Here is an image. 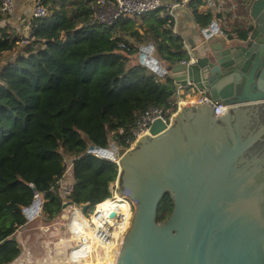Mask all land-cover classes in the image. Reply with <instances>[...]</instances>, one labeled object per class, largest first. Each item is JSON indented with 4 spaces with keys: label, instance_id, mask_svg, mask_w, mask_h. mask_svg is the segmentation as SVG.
I'll return each instance as SVG.
<instances>
[{
    "label": "trees",
    "instance_id": "trees-1",
    "mask_svg": "<svg viewBox=\"0 0 264 264\" xmlns=\"http://www.w3.org/2000/svg\"><path fill=\"white\" fill-rule=\"evenodd\" d=\"M236 1L242 4L238 14L243 18L248 0ZM42 3L48 15L31 22L28 40L11 35L0 23V264L20 255L12 237L27 222L23 210L33 202L31 184L42 199L41 215L47 222L55 220L64 200L59 180L69 160L73 189L67 199L89 204L91 210L109 197L118 166L88 154L89 147L107 149L112 142L128 149L135 119L146 109L161 108L167 118L177 111L173 80L160 81L138 61L142 38L133 19L106 27L91 24L94 0ZM201 5L202 0H190L187 7L195 24L209 27L213 14L199 13ZM141 18L144 36L163 67L187 61L184 40L173 34L166 7ZM248 31L235 23L237 38L245 39ZM171 211L166 195L158 220Z\"/></svg>",
    "mask_w": 264,
    "mask_h": 264
},
{
    "label": "water",
    "instance_id": "water-1",
    "mask_svg": "<svg viewBox=\"0 0 264 264\" xmlns=\"http://www.w3.org/2000/svg\"><path fill=\"white\" fill-rule=\"evenodd\" d=\"M249 21L245 39L212 44L192 65L150 60L176 86L205 92L226 111L184 106L171 125L154 121L128 149L89 147L116 163L119 191L134 204L116 264H264V0L252 3ZM202 31L207 41L215 36V28ZM138 60L152 67L145 54ZM30 188L26 219L41 204ZM166 195L172 211L159 221ZM79 206L87 217L90 205Z\"/></svg>",
    "mask_w": 264,
    "mask_h": 264
},
{
    "label": "built area",
    "instance_id": "built-area-1",
    "mask_svg": "<svg viewBox=\"0 0 264 264\" xmlns=\"http://www.w3.org/2000/svg\"><path fill=\"white\" fill-rule=\"evenodd\" d=\"M189 1L190 0H182L181 3H175L170 6H165L163 5L161 0H94V4L91 6V11H92L91 24L96 23L102 26L112 27L120 19L144 17L158 9L166 7L169 10V15L174 21L173 34L177 35L176 18L173 15L172 10L177 8L179 5L187 4ZM13 9H14V0H1L0 15L3 19H8L12 15ZM47 15H48V11L45 5L42 3V0H32V10L30 14L29 27H30L31 22L38 20V19H42L46 17ZM216 26L217 25L212 27V25H210L211 28L213 29L215 28V31H214L215 36L218 34L223 37L227 36V34L224 31L220 30L218 26L216 28ZM28 31H30V28L28 29ZM23 43H26V42L23 41ZM121 48H124V45H121ZM139 53L145 54L146 61H150L151 59L154 58L153 56L154 47L152 44H149L144 47H139L138 55ZM180 63L192 65L195 63V59L192 56H190L187 61H182ZM149 66H152V67L151 68L147 67V68L150 69L155 75H157L160 81H165V79L169 77L168 73L159 71V69L155 70L154 69L155 64H152V62L150 63ZM176 87H177V92L175 95V104L177 107V111L174 114H172L169 118H167L164 114L163 109L161 108L149 107L148 109H146L143 113H141L135 119L134 127L131 132V136L133 140H132L130 147H132L135 144V142L139 140V137L147 136V131L149 132L150 126L154 121L161 120L167 126L171 125L173 123V118L175 117V115L184 106H194L198 104H211L213 109L219 112L227 110L226 105L220 102L212 101L205 92L199 91V93L197 94L186 95L184 92V88L179 87V86H176ZM119 134H122V131H119ZM87 152L90 155H94L95 157L100 158V155L98 153H93L89 151ZM65 165H66V171L64 175L62 176V178L59 180V187L61 189V194L64 197L62 205H65V207L61 209L60 214L62 215L60 219L62 220L61 225L63 223L62 226L64 227L67 226L68 227L67 229H69V226H68L69 218L72 215L70 212L78 211L81 215L82 213H81V208L79 205H76L74 203L69 204L70 201L67 199V197H69L70 194L72 193V189H73L72 188V185H73L72 162L69 160H66ZM108 191H109V197L103 202L97 203L91 209V212H89L90 216L88 217V214H87V217H86L87 220H86V223H84L85 228L95 233V239L97 243H99L100 245H103V243L109 242L110 237L112 236L114 237V231L122 229L125 219L122 214L118 213V211L116 212L109 211V213L103 216L98 211V207L105 201H112V202L117 203L118 206L126 205L127 207L130 208V213L132 212V202L126 196L120 193L119 188H118L117 179L109 185ZM41 207H42V199H41L39 210H37L34 214L33 212L25 211L29 217L27 219L26 224L30 223L37 216L41 215ZM111 214H114V217H110ZM100 216L101 217L103 216L104 220L102 222H100ZM130 219H129V222L131 221ZM96 221L98 222L96 223ZM104 221H107V223L111 221L112 224L111 225H108V224L101 225V223H104ZM126 232H127V229L123 228L121 235L125 236ZM123 241L120 242L119 244V249L117 253L115 254L116 258L119 255ZM89 242H87L86 244H79V246L78 244H75V245L73 244V247L69 249L70 254L71 252L77 253L80 260L88 259V257H90L91 254H93V245H91V242L90 243ZM83 245L85 246L83 247ZM98 253H101V252H98ZM100 256L102 257L103 255L101 254ZM17 261H19L18 258L16 262Z\"/></svg>",
    "mask_w": 264,
    "mask_h": 264
},
{
    "label": "rangeland",
    "instance_id": "rangeland-1",
    "mask_svg": "<svg viewBox=\"0 0 264 264\" xmlns=\"http://www.w3.org/2000/svg\"><path fill=\"white\" fill-rule=\"evenodd\" d=\"M47 10H49L48 7ZM16 36H22V40H28L29 31L26 30L25 34L18 33ZM153 56H156L155 51ZM113 204L117 205V203L111 202L102 203L100 206H113ZM127 208L130 211V208ZM133 210L134 204H132V214L130 213L131 219ZM89 212H91L90 209L87 212L88 217L90 216ZM70 213L72 215L69 218V229H67V226H62L63 223L61 225L62 220L60 218L62 214H60L55 220L48 222L42 215H39L30 223L24 225V227L16 230L14 237L19 244L20 255L17 257L19 261L10 264H52L56 258L69 261L74 259L73 261L77 264H108L104 262L107 258L111 259L112 257L114 260L110 262L115 261V254L119 249L120 242L124 240L125 236L120 233L118 236L110 237L109 242L100 245L95 239V233L84 227L87 218L78 211ZM89 241L93 245V254L88 259L80 260L77 253L71 252L70 254L69 249L73 247V244H78L79 246V244H86ZM101 254L103 255L102 257L100 256ZM69 261H67V264H73V262L70 263Z\"/></svg>",
    "mask_w": 264,
    "mask_h": 264
},
{
    "label": "crops",
    "instance_id": "crops-1",
    "mask_svg": "<svg viewBox=\"0 0 264 264\" xmlns=\"http://www.w3.org/2000/svg\"><path fill=\"white\" fill-rule=\"evenodd\" d=\"M163 5L170 6L176 3V0H161ZM203 5L199 6V13H206L208 11L213 14V22L218 28L224 31L227 36L223 37L221 35L214 36L211 40H206L202 29H206L208 27L201 28L193 19L190 9L185 5H179L177 8L172 10L173 15L176 18V33L177 36L181 37L184 40V51L189 59L192 56L194 59L199 57L207 56V50L210 45L216 44L219 42H225L226 44L232 43L236 37L235 32V23H239L249 26L250 23V10L252 7V3L255 0H248L245 2V17L239 16V11L241 10L242 4L237 3L236 0H230L231 3L224 2L225 0H202ZM32 10V0H14V9L12 15L8 19L1 20V26L3 28H7V32H10L11 35L25 34L26 30L28 31L29 23H30V14ZM242 12V10H241ZM133 19L135 21V28L138 29L142 38V43L137 47H144L149 44H152L150 39L146 36V30L144 31L142 27H144V23L141 17L135 18H127ZM211 23V24H212ZM210 27V26H209ZM22 38V36L20 37ZM26 38V37H25ZM153 45V44H152ZM208 46V47H206ZM216 47V45H215ZM188 48V50H187ZM206 50V51H205ZM15 52L5 53L3 55V61H6L10 57H12ZM157 56V55H156ZM155 56V57H156ZM158 57V56H157ZM159 58V57H158ZM187 59V60H188ZM139 61V60H138ZM162 65V64H161ZM163 66V65H162ZM165 68H168L165 66ZM200 90L196 88H187L184 89L186 95L189 94H197Z\"/></svg>",
    "mask_w": 264,
    "mask_h": 264
},
{
    "label": "bare ground",
    "instance_id": "bare-ground-1",
    "mask_svg": "<svg viewBox=\"0 0 264 264\" xmlns=\"http://www.w3.org/2000/svg\"><path fill=\"white\" fill-rule=\"evenodd\" d=\"M102 205V204H101ZM105 205V204H104ZM98 211L101 213V215H103V216H105L107 213H109V211L110 212H116V211H118V213H120V214H122L123 216H124V225H123V227H122V229L123 228H125V229H128V228H130L131 227V221L129 222V219H130V217H131V214H130V211H129V209L127 208V206H118V204L116 205H114L113 204V206H99L98 207ZM103 216L101 217L100 216V222H102L104 219H103ZM102 224H105V225H111L112 224V222L111 221H109L108 223H107V221H104V223H102ZM122 229H120V230H116V231H114V236H118V235H120V233H122ZM123 241V240H122ZM63 256H65V255H63ZM115 257V256H114ZM65 259H67V258H65ZM117 258L115 257V261L117 262V260H116ZM112 260H114L113 259V257L111 258V259H106V261L104 262V263H108V264H116V262L115 261H113V262H110V261H112ZM67 261H69V260H62V259H58V258H56V260L54 261V262H52V264H67ZM70 263H74V264H77V263H75L74 261H73V259L71 260V261H69Z\"/></svg>",
    "mask_w": 264,
    "mask_h": 264
}]
</instances>
